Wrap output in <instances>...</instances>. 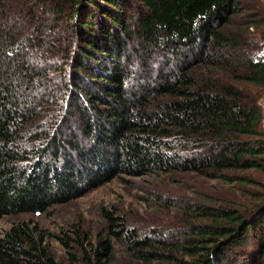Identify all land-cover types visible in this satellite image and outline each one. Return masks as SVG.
I'll list each match as a JSON object with an SVG mask.
<instances>
[{
  "label": "trees",
  "instance_id": "obj_1",
  "mask_svg": "<svg viewBox=\"0 0 264 264\" xmlns=\"http://www.w3.org/2000/svg\"><path fill=\"white\" fill-rule=\"evenodd\" d=\"M241 11L238 0H0V221L119 175L195 172L245 184L237 172H264L261 106L221 78L264 86V56L228 31ZM186 206L183 237L133 232L131 257L264 264V201ZM106 212L118 233L119 217ZM48 236L14 223L0 233V264H60ZM54 236L70 264L114 254L111 239Z\"/></svg>",
  "mask_w": 264,
  "mask_h": 264
},
{
  "label": "rangeland",
  "instance_id": "obj_2",
  "mask_svg": "<svg viewBox=\"0 0 264 264\" xmlns=\"http://www.w3.org/2000/svg\"><path fill=\"white\" fill-rule=\"evenodd\" d=\"M238 2L242 11L232 18L228 31L245 40L250 52L264 56V0ZM165 62L159 58L153 63L154 69L164 68ZM221 75L224 82L257 99L263 111L264 86L250 84L234 73ZM262 124L264 128V112ZM237 174L248 176L252 182L241 184L195 172H159L143 177L119 175L66 202L56 203L45 212L5 215L0 221V233L22 221L37 224L48 231L47 243L60 264H70L69 253L54 235L71 237L79 232L87 234L94 244L101 238L112 240L115 250L107 264H146L131 257L127 238L133 232L140 237L151 236L155 241L183 237L185 219L190 218L184 210L186 205L224 201L249 210L264 201V172L253 169ZM106 210L119 217L122 224L114 229L120 236L111 231ZM78 246L74 243L72 252L79 254Z\"/></svg>",
  "mask_w": 264,
  "mask_h": 264
},
{
  "label": "built area",
  "instance_id": "obj_3",
  "mask_svg": "<svg viewBox=\"0 0 264 264\" xmlns=\"http://www.w3.org/2000/svg\"><path fill=\"white\" fill-rule=\"evenodd\" d=\"M262 108H263V112H264V104H263V107Z\"/></svg>",
  "mask_w": 264,
  "mask_h": 264
}]
</instances>
